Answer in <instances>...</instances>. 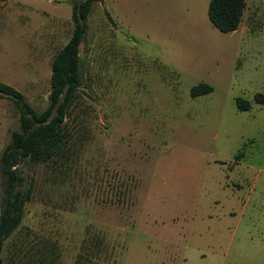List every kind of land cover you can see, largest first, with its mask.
I'll use <instances>...</instances> for the list:
<instances>
[{
    "label": "rangeland",
    "instance_id": "1",
    "mask_svg": "<svg viewBox=\"0 0 264 264\" xmlns=\"http://www.w3.org/2000/svg\"><path fill=\"white\" fill-rule=\"evenodd\" d=\"M207 2L91 3L65 154L18 163L31 195L0 264H264V0L230 31ZM70 11L0 0V80L35 110ZM17 127L0 96V152Z\"/></svg>",
    "mask_w": 264,
    "mask_h": 264
},
{
    "label": "trees",
    "instance_id": "2",
    "mask_svg": "<svg viewBox=\"0 0 264 264\" xmlns=\"http://www.w3.org/2000/svg\"><path fill=\"white\" fill-rule=\"evenodd\" d=\"M93 1L102 0H70L72 28L50 61L47 103L42 109H33L17 88L0 80V96L9 98L18 113V127L10 131L9 141L0 152V250L3 239L20 222L24 202L31 195V186H23L18 163L45 162L65 154L64 118L80 83L78 44ZM244 6L245 0H208L206 14L218 30L230 31L238 26ZM105 14L111 19L107 11ZM211 89V85L199 82L190 86L189 95L196 96ZM235 105L242 110L250 104L237 96Z\"/></svg>",
    "mask_w": 264,
    "mask_h": 264
},
{
    "label": "crops",
    "instance_id": "3",
    "mask_svg": "<svg viewBox=\"0 0 264 264\" xmlns=\"http://www.w3.org/2000/svg\"><path fill=\"white\" fill-rule=\"evenodd\" d=\"M13 231H14V230H13ZM10 234H11V233H10ZM10 234H9V235H10ZM9 235H8V236H9ZM8 236H6V237H8ZM6 237H5V238H6ZM5 238H4V239H5ZM4 239H3V243H4ZM3 243H2L1 250H0V256H1V253H2V250H3ZM0 258H1V257H0ZM41 264H43V261H42V263H41Z\"/></svg>",
    "mask_w": 264,
    "mask_h": 264
}]
</instances>
